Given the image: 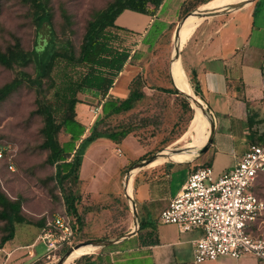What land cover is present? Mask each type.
Here are the masks:
<instances>
[{"label":"rangeland","instance_id":"obj_1","mask_svg":"<svg viewBox=\"0 0 264 264\" xmlns=\"http://www.w3.org/2000/svg\"><path fill=\"white\" fill-rule=\"evenodd\" d=\"M110 1L47 0L56 36L61 40H68L76 53L86 22ZM185 1L188 8L185 14H188L196 8L216 0H210L199 6L197 3L201 0ZM239 1L237 0L235 3ZM229 5L231 4L224 7ZM177 6V0H166L162 3L159 19H170L173 22L161 33L159 30L164 25L161 21L156 20L150 26L146 37L150 46L146 50H141L145 49V46L128 47L137 42L131 39L126 40L122 36H118V39L113 42L114 46L119 43L122 47L135 49V53H137L135 66L139 67L137 87L144 93V96L129 111L98 123L100 128L119 129L122 127L130 132L118 144L103 138L88 144L83 152L80 151L78 154L80 166L76 173L77 177H71L64 181L62 183L63 190L54 181L53 166L48 165L45 161L46 151L40 148L42 120L34 112L36 108L34 91L25 85H20L0 101V141L8 146V156L6 159L0 160V193L9 200L19 201V213L25 220L32 223L16 224L14 241L30 242L38 229L36 226L38 221H41L45 216L58 214L65 208L61 198L62 191H70L77 197L75 207L76 216L79 217L78 229L71 244L67 245L66 251L77 243L112 240L129 230L133 225L131 210L125 195V184L133 181V186L131 185L130 188L131 201L136 209V219L141 222L143 219V214L140 211L142 207H140L136 196V188L139 184L148 183L152 199L146 208L153 207L154 212H157V209L159 210L163 206L165 198L174 193L188 172L196 167L210 166L209 156L204 157L203 152L199 157L192 158L186 163L176 160L164 162L168 158L161 156L158 160L163 161L161 164L156 161L153 164L155 167L142 166L134 177H129V172H132V167L136 163L156 156L155 159H157L160 152L184 149L188 141V145H193L190 143L196 141V138H206L208 134L210 124L207 122L209 119L205 123V133L201 134V123L194 133L186 135L196 109L189 99L179 92L176 91V94L167 92L176 87L188 94L192 92L191 83L182 63L183 71L181 74L179 73L176 83L170 72L174 42L173 31L179 19L185 15L181 11H177ZM256 10L264 20V0H257ZM234 11L227 12L225 15ZM32 17L31 10L20 0H0V50L16 41L24 50H30L34 37ZM217 19H223V15L205 18L199 25L205 21ZM184 45L185 43L179 55L182 54ZM59 68L56 66L52 73L54 80H57ZM19 71L31 74L32 67L29 64L25 67L14 66L8 69L0 65V86L11 80ZM43 87H45L44 96L55 102V98L51 95L52 89L49 88V81H45ZM76 96L80 102L74 105V119L84 127L82 136H85L95 117L100 115L99 97L89 94V92ZM194 96L195 100H199L195 94ZM61 115V111L55 112L57 119ZM57 140L63 144L66 150L78 142L66 143L69 141V135L62 129L57 133ZM90 149V155L85 156ZM8 164L11 169L8 168ZM216 176L218 175H214V177ZM256 192L264 199V174L256 185ZM3 225L4 221L0 220V236L4 233ZM126 242H122V245H125ZM120 243L113 245L118 246ZM113 245L87 248L83 254L76 256L69 264H82L90 259H93L96 264H111L109 249ZM32 251L34 256L26 257L24 264L40 258L44 253V246L38 242ZM66 251L59 255V258ZM87 254L91 255L87 258L79 257ZM247 256L253 257L260 264L254 256ZM39 262L42 263V261H38L34 264Z\"/></svg>","mask_w":264,"mask_h":264},{"label":"crops","instance_id":"obj_2","mask_svg":"<svg viewBox=\"0 0 264 264\" xmlns=\"http://www.w3.org/2000/svg\"><path fill=\"white\" fill-rule=\"evenodd\" d=\"M165 1L163 0L162 3ZM177 2V11H179L182 0H177ZM245 4L232 13L221 14L223 19L208 20L199 25L201 17L193 16L184 22L186 26L191 19L180 59L191 85L196 83L197 97L207 110L210 124V143L202 155L204 157L209 156V165L213 175H219L229 169L245 151L254 133L256 131L258 133L264 127V107L262 105L264 20L261 19L256 10L257 0ZM161 5L153 16L123 10L115 17L113 23L117 27L129 31L128 38L137 42L129 47L145 46V49L141 50H146L150 45L146 41V37L150 26L156 20L164 23L159 30L160 33L172 24L173 20L159 19ZM222 8L221 6L212 10ZM134 48L130 51L131 54L135 52ZM182 65L179 67L178 77L179 73L181 74L183 71ZM138 69L139 67L135 66V62L134 64L126 63L109 88V94L118 98L125 97L127 84L137 74ZM170 72L172 76V66ZM206 119V114H203L201 123L204 120L205 122L201 127V134L205 133ZM204 140L205 138H196V141L190 143L193 145H188V141L184 148L201 144ZM199 147L200 145L185 150L172 158L165 159L164 162L187 161L190 159L191 152ZM91 149L85 156L90 155ZM170 152L165 153L170 154ZM174 153H178V151H174ZM158 162L161 164L163 161ZM150 167L155 166L151 165ZM182 182L172 195L165 198L163 206L159 210L157 209V212H154L153 207L146 208L152 199L150 198L148 183L142 182L138 185L136 196L140 207L143 208L140 210L143 214L142 221H148V224L139 233L137 228L134 234L120 238L132 229V225L129 230L114 238H119L118 241L108 244L111 246L121 242L118 246L110 247V263L258 264L256 259L251 256L238 259L220 256L214 260L193 263L191 257L192 242L197 238L199 232L192 230L179 233L174 225L159 224L156 221L158 212L179 190ZM38 233L39 230L36 229L30 242L14 241L15 235L13 234V237L0 247V264H24L26 257H33L32 248L37 243L36 236ZM139 234H143L144 237L139 238ZM125 241H127L124 243L125 245H122V242ZM34 261L27 264H33Z\"/></svg>","mask_w":264,"mask_h":264},{"label":"trees","instance_id":"obj_3","mask_svg":"<svg viewBox=\"0 0 264 264\" xmlns=\"http://www.w3.org/2000/svg\"><path fill=\"white\" fill-rule=\"evenodd\" d=\"M20 1L28 6L33 15L34 37L32 45L30 50H24L16 41L0 50V65L10 69L14 66L25 67L30 64L32 73L19 71L11 80L2 84L0 86V101L20 85H25L34 91L36 96L34 112L42 120L40 148L46 151L45 161L48 165L53 166L54 181L63 190L62 183L64 181L71 177H77L76 173L80 166L78 154L80 151L83 152L88 144L99 138L118 144L130 132V130L122 127L119 129L100 128L98 123L129 111L144 96V93L137 87L138 73L129 80L125 97H113L108 92L123 66L126 63L134 64L137 57V53H130L132 49L122 47L119 43L114 46L113 42L118 39V36L129 40L130 35L129 31L123 30L113 23L115 17L123 10L153 16L163 0H111L86 22L76 53L68 40H61L56 36L52 27L47 0ZM209 1L201 0L197 5ZM186 4L185 0L180 3L179 11L183 14L188 11ZM56 66L60 68L57 70V80H54L52 73ZM45 81H49V88L52 89L51 95L55 98V102L44 96L45 87H43V83ZM191 89L198 96L196 83L191 85ZM86 92L99 97L100 115L95 117L88 133L82 136L84 127L74 119L73 108L76 103L80 102L76 95ZM167 92L177 93L175 89H170ZM56 111L62 112L59 119L55 116ZM204 122L205 120L202 122V126ZM61 129L69 135V141L66 143L73 144V142L78 141L69 150H66L63 144L57 140V133ZM263 142L264 127L258 133L257 131L254 133L250 143ZM3 144L5 145L0 141V145ZM6 157L7 154H4L0 160L6 159ZM263 174L264 172L258 175L253 187V192L260 198L262 197L257 194L256 185ZM62 192L61 198L65 208L60 213L64 212L71 217L73 240L79 220L78 215L76 216L75 207L77 197L70 191ZM19 210V201L9 200L0 193V220L4 221V233L0 236V247L13 237L16 224H32L23 218ZM50 217L51 215L45 216L37 222L36 226L39 232ZM146 224L148 221H138V233L147 226ZM142 235L139 234L138 237L142 239L144 237ZM66 249L67 245H62L57 250L58 255H61ZM90 255L79 257L87 258ZM38 261H42V263L36 264H43L44 262L43 258H38L33 264ZM82 264H96V262L90 259Z\"/></svg>","mask_w":264,"mask_h":264},{"label":"built area","instance_id":"obj_4","mask_svg":"<svg viewBox=\"0 0 264 264\" xmlns=\"http://www.w3.org/2000/svg\"><path fill=\"white\" fill-rule=\"evenodd\" d=\"M7 153L8 146L0 145V157ZM263 172L264 142L249 143L239 159L216 177L210 166L196 167L188 172L156 221L174 225L179 233L199 232L192 242L193 263L252 255L264 264V200L252 191ZM72 235L68 214L51 215L36 236L37 243L44 246L43 264H54L59 259L57 250L71 244Z\"/></svg>","mask_w":264,"mask_h":264},{"label":"bare ground","instance_id":"obj_5","mask_svg":"<svg viewBox=\"0 0 264 264\" xmlns=\"http://www.w3.org/2000/svg\"><path fill=\"white\" fill-rule=\"evenodd\" d=\"M237 0H216V1H214V2H212V3H207V4H204V5H202L201 7H199V9H203V10H212V9H216V8H219V7H224L225 5H227V4H233V3H235ZM239 1V0H238ZM231 5H229V6H226V7H224V8H222V9H225V8H227V7H230ZM218 10H221V9H218ZM214 11H217V10H214ZM193 16H195L194 14H188L185 18H184V20H183V22H182V24H181V26H180V28H179V30H178V33H177V37H174V42H173V53H172V78L174 79V81H175V83H176V81L178 80V71H179V67L181 66V61H180V55H179V52H180V50H181V48H182V46H183V43H184V40H185V38L187 37V34H188V30H189V27H190V24H191V19L188 21V23L186 24V26H185V21L187 20V19H189V18H192ZM201 20V19H200ZM174 84V83H173ZM183 85H184V83H183ZM174 86H175V84H174ZM176 87V86H175ZM177 88V87H176ZM178 89V88H177ZM179 90V92H181V93H183V94H185V95H187L190 99L191 98H193V99H195V96H194V94H188V93H186V92H182V91H180V89H178ZM199 103H201V101L200 100H197ZM191 102V101H190ZM191 104L193 105V107L196 109V113H195V115H194V118H193V120H192V122H191V125H190V128H189V131L186 133V135L188 136L190 133H194V131L199 127V125H200V123H201V120H202V116H203V113H201V110L196 106V105H194L192 102H191ZM201 105H202V103H201ZM203 106V105H202ZM206 116H207V119H206V121H208V115L206 114ZM208 124H209V122H207ZM209 135H210V126H209V128H208V134H207V136H206V138H205V140L201 143V144H197V145H194V146H190V147H187V148H184V149H173V151L172 150H168V151H171L170 152V154H167V153H165V152H167V151H165V152H160L159 154V157L157 158V159H153L154 161H149L147 164H146V166L147 167H150L151 165H153L154 164V162H156V161H158L159 160V158L161 157V156H163V157H167V158H172L173 156H175V155H177V154H179V153H182L183 151H185V150H190V149H193V148H196L197 146H199L200 145V147L198 148V149H196V150H194L193 152H191V156H190V159L189 160H187V161H183V162H188V161H190V160H192V158H196V157H199L200 156V154L203 152L202 150H203V148H204V145H205V143H207V141H208V139H209ZM190 137H191V135H190ZM174 151H178V153H175L174 155H171V154H173V152ZM142 167V166H141ZM140 167H134V168H132V172H129V177L130 178H132V177H134V175H135V173L138 171V169H139ZM132 180V179H131ZM131 185H132V182H130V183H128L127 185L125 184V195H126V197H129V198H131V190H130V188H131ZM128 198V199H129ZM93 247H96L94 244H92V243H88V244H82V245H79V246H76V247H74V248H72L68 253H67V255L63 258V260L61 261V263L60 264H69L76 256H78V255H80V254H83V252L87 249V248H93Z\"/></svg>","mask_w":264,"mask_h":264},{"label":"water","instance_id":"obj_6","mask_svg":"<svg viewBox=\"0 0 264 264\" xmlns=\"http://www.w3.org/2000/svg\"><path fill=\"white\" fill-rule=\"evenodd\" d=\"M252 0H244V1H239L233 5H231L230 7H227L225 9H221V10H217V11H214V10H203V9H199V8H196L195 10L189 12L188 14H194L195 16L197 17H201V20L205 19V18H208V17H212V16H218V15H221V14H225L227 12H230V11H234V10H237L239 9L240 7H242L245 3H249L251 2ZM188 14H185L183 17H181L179 19V21L177 22L175 28H174V31H173V37H177V33H178V30L184 20V18L188 15ZM171 58V57H170ZM175 88V87H174ZM175 90L177 92H179L176 88ZM180 94L184 95L186 98L189 99V101H191L194 105H196L200 110H201V113L203 114H207V110L204 106L201 105V103H199L197 100L193 99V98H189L187 95L179 92ZM210 143V136H209V139L207 141V143H205L204 145V148H203V152L206 150V148L208 147ZM154 157H151V158H148L144 161H141V162H138L135 164V166H133L132 168L134 167H141V166H145L149 161L153 160ZM127 200H128V204H129V208L131 210V214H132V218H133V227L132 229L126 233V234H123L122 236H120V238H124V237H127V236H130L132 234H134V232L137 230L138 228V221L136 219V214H135V209H134V205L131 201V198L129 197H126ZM129 198V199H128ZM119 238L117 239H112V240H107V241H99V240H95V241H91V242H87V243H77L75 245H73L72 247H70L54 264H60L61 261L63 260V258L67 255V253L74 247L76 246H79V245H82V244H88V243H92L94 244L96 247H102V246H105V245H108V244H111V243H114L116 241H118Z\"/></svg>","mask_w":264,"mask_h":264}]
</instances>
